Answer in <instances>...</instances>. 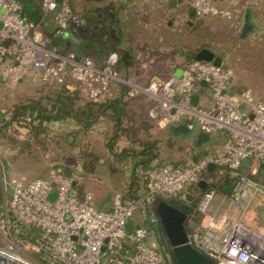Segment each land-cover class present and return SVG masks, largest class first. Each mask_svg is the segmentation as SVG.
<instances>
[{"label":"built area","instance_id":"2783aa9c","mask_svg":"<svg viewBox=\"0 0 264 264\" xmlns=\"http://www.w3.org/2000/svg\"><path fill=\"white\" fill-rule=\"evenodd\" d=\"M41 4L45 11L57 10L56 19L63 27H86V20L73 12L67 0H41ZM193 5L201 14L230 15L212 0H193ZM116 59L113 53L107 63L100 64L76 50L50 45L39 22L22 15L19 0H0L3 80L69 78L91 100L111 94L113 81H124L132 87L131 94L142 92L151 97L153 117L188 120L189 127L196 124L211 135L221 131L226 135L224 143L187 163L148 168L146 189L127 199L116 193L110 208L97 207L90 193L80 197L73 175L59 168L28 181L10 179L7 199L1 195L6 179L0 175V264H167L166 253L152 240L151 224L158 221L153 202L158 195L178 196L187 184L199 182L210 163L227 167L233 187L228 205L214 214L209 210L217 193L208 191L201 197L198 209L208 220L194 225L191 241L216 264H264V231L248 225L244 212L234 213L239 207L246 210L258 192L264 195V183L249 174L257 173L264 161V101L245 90L246 107L241 109L229 91L231 73L224 64L194 59L185 64L180 76L138 84L121 77ZM204 89L211 97L210 108L199 102ZM194 93L199 94L196 105L191 102ZM247 157L251 161L244 166ZM139 209L146 213L148 224L132 223Z\"/></svg>","mask_w":264,"mask_h":264},{"label":"rangeland","instance_id":"374dc122","mask_svg":"<svg viewBox=\"0 0 264 264\" xmlns=\"http://www.w3.org/2000/svg\"><path fill=\"white\" fill-rule=\"evenodd\" d=\"M39 2L40 8L42 9L41 0ZM67 2L73 12L81 16L70 5V1L67 0ZM56 14L57 11L54 16V21L59 29H66L73 26L69 24L63 27L56 19ZM261 24L260 33L240 40L242 48L233 51V53H229L228 59V67L233 72L238 71L242 75L253 77L258 83L261 82L262 75L257 73V70L262 68L261 65L264 62V20H261ZM84 28L77 29L82 31ZM159 31L161 32V29ZM43 33L45 34L44 30ZM137 44L138 47L136 46L135 53L139 57L138 60L141 64L136 63L133 68L138 71L129 74L122 73L118 68L116 69L121 77L128 81L147 84L151 81L149 78L153 77L152 73L154 72H152L153 70L150 67L156 59L155 55L157 54L155 53L158 52L156 51L157 44H154V46L146 42H137ZM161 45L164 46L165 44H158V47L160 48ZM151 46L155 49H150ZM147 55L150 59L146 58ZM241 55L242 57H240ZM148 79L150 81H147ZM156 79L157 77L152 80ZM60 81L52 80L50 84H45L27 78L17 83H9L0 77V175L6 179V181L3 180V197L7 199L10 195V186L6 182L11 177H17L21 181H28L37 176L48 175L55 165L57 168H63V170L65 168L72 169L73 177L77 182V190L83 195L90 193L95 200L100 198L104 199L98 204V207L102 208L105 205V198L111 202L116 193H125L126 190L124 189L126 188L127 182L130 181L129 173L132 167L131 162L126 157L118 155L120 149L125 147L124 142L128 141L126 135L122 134L119 136L112 150L109 148L110 136L113 133V121L109 115L104 116L89 129H83L80 124L70 119L45 122L43 126L37 125V127H34V125L39 123L38 121L35 124H31L32 121L25 116H20L13 119V121H9L15 104L22 100L40 98L43 102L48 103L52 92L46 90L45 86L51 88H53V85L60 86ZM122 82L126 84V82ZM117 83L115 82L110 86L112 92L116 91L118 87ZM131 88V86H128V106L126 109L133 119L127 125H131L132 123V125L139 127V125L143 126L144 123H148V136L159 139L158 149L160 154L158 156L160 159L176 162L181 161V158H186L185 160L188 162L192 157L191 152L194 153L195 151L189 135L181 132V126H174L176 122L172 118L165 120L163 125L152 120L149 116L152 99L148 94L142 92L131 94ZM79 96V103L86 102V99L80 91ZM110 113L111 111L109 110L108 114ZM43 127L45 129H39ZM185 128H187L186 124ZM144 130L145 128L142 131ZM209 149L196 150L205 152L214 150V147ZM89 153H94L96 156L95 162L91 166L86 164L89 161L88 159L91 158L89 157ZM246 170L248 171L250 168H246ZM258 177L264 180V176L259 174ZM138 194L136 192V195ZM261 196L262 194L258 192L246 210L239 207L234 211L238 216L244 212L243 219L245 222L248 225L254 226L257 230H263L264 228V221H262L258 213L259 207L260 209L264 208L263 205H260ZM227 198L228 195L217 192L214 200H220L222 207L225 208L228 205ZM199 213L201 215L202 213L204 214V212L199 210L197 213L198 217L201 216ZM141 214L142 209L137 210L133 220L134 218L140 217ZM157 233H152V240L161 249L163 248L168 259V264H174L170 247L158 242L160 240L159 236L162 239L164 238L163 234L158 233L157 235Z\"/></svg>","mask_w":264,"mask_h":264},{"label":"crops","instance_id":"0c3cea01","mask_svg":"<svg viewBox=\"0 0 264 264\" xmlns=\"http://www.w3.org/2000/svg\"><path fill=\"white\" fill-rule=\"evenodd\" d=\"M69 1L70 5L87 22L86 27L82 31L73 26L66 29H59L54 21L57 10L43 11L40 8L39 0H19L27 16L29 15L28 12L35 13L39 11L38 22L42 31L44 30L48 36L49 43L55 44L64 51L76 50L80 54L93 57L100 64L107 63L111 55L117 53L116 68L122 71V73L131 74L138 71L133 68L134 65L136 63L141 64L138 60L139 57L135 53L136 46L138 45L137 42L151 43L153 46L157 44L156 51L158 52L155 53L157 54L155 55L156 59L150 67L153 70L152 72H154L152 73L153 77L149 78L152 80L155 77L157 79H165L179 70L182 73L187 58L186 51H195L196 54L201 47H208L223 56V64L231 73L229 91L240 103L244 102L243 93L245 90H250L256 99L264 101V62L261 65L262 68L257 70V73L262 75L261 82L259 83L255 78L242 75L238 71L233 72L228 67L229 53H233V51L242 48L240 40L260 33L262 27L261 20H264V0H212L215 5L229 10V16L214 13H199L197 16H191L190 8L193 0H175V3L171 5L170 0ZM247 21L251 23L252 28L245 36H241V31ZM41 23H43V26ZM160 29L161 32L159 31ZM158 44L165 45H161L159 48ZM150 49L155 48L151 46ZM146 58L150 59L148 55ZM253 71L256 72L254 69ZM149 79L147 81H150ZM210 98L207 90L204 89L200 94L199 102L203 107L210 108L212 106ZM152 105L153 101L149 109L150 118L159 122L160 125H163L165 119L160 117L153 118L151 115ZM172 119L176 122L174 126H181V132L186 134L187 128H185V120ZM151 122L153 123V121ZM199 130L196 127L191 133H187L192 140V147L210 150L209 148L214 147L215 149L224 143L226 135L220 131L213 133L211 138L203 142L201 146H196L195 142ZM127 142H124V146L130 144L129 139ZM196 149L194 153L191 152L192 157L189 161L195 160V158H198L199 155L204 153ZM126 158L132 164L129 173L130 181L126 184L127 189H124L130 197L131 195H135V192L141 193L146 189V168L138 164L136 157L129 155ZM185 159L181 158V161L175 162L166 161L157 156L153 159L151 165L160 163L183 164L187 163ZM70 174L73 175L72 169H70ZM256 174L264 176L263 163L259 165V170ZM76 192L80 197L86 195L81 194L77 188ZM187 193L189 192H186V195L192 197L190 193ZM260 199V205L264 207L263 194ZM104 204L102 208H110L112 201L110 202L109 199H106ZM221 208L224 207H222L220 200L218 201L216 199L209 212L214 214L220 211ZM234 213L236 214V212ZM258 213L262 221H264V208L260 209L259 207ZM145 214L142 211L141 216L134 218L132 223L134 225L143 224L146 220ZM194 218L199 220L198 224H205L208 220V215L202 213L200 217L191 216L187 223L189 231L194 227L192 225ZM260 231H264V228Z\"/></svg>","mask_w":264,"mask_h":264},{"label":"trees","instance_id":"16d2710c","mask_svg":"<svg viewBox=\"0 0 264 264\" xmlns=\"http://www.w3.org/2000/svg\"><path fill=\"white\" fill-rule=\"evenodd\" d=\"M28 13H29L28 15L29 19H32L36 22L39 21V14H38L39 11L38 12L36 11L35 13L33 12L32 13L28 12ZM50 45H55V44L50 43ZM186 55L187 58L185 64L195 59V51L190 52L187 50ZM115 82H118L117 83L118 87L115 92H112L111 94H107L96 100L87 99L82 95L86 99V102L79 103L78 102L80 98L79 89L71 84V80L69 78L63 79L60 81L61 84L60 86L53 85V88L45 86L46 90L52 92L50 99H48L49 100L48 103L43 102L40 98L37 99L30 98L28 100H22L16 103L14 109L12 110V115L10 116L11 118L9 119V121L10 120L13 121V119L20 116H25L29 118L30 121H32L31 124H35V122L38 121L39 123L34 125V127H37V125L43 126L45 122L70 119L80 124V126L83 129H89L104 116L109 115V117L112 118L113 121V126H112L113 133L110 136L111 139L109 143L110 150H112V148L114 147L117 138L122 134H124L130 140L129 142L130 144L122 148L118 152V155H122L123 157L132 155L136 157L138 164L144 166L146 170L150 167L160 165L161 163L156 165L155 164L151 165L153 159L156 158L159 154V150H158L159 139L150 138V136H148L149 135L148 123H144L143 125L144 127L141 125H139V127H136L132 125V123L131 125H127L128 122L131 119H133V117H131V115L128 113L126 109L128 106V100H127L128 85L119 81H114L112 82V84ZM41 83L50 84V81L41 82ZM109 110L111 111L110 114H108ZM189 123L190 121L185 120L187 133H191L192 130L198 127L196 124L193 125L192 127H189L188 125ZM142 127L145 128L144 131H142L143 130ZM39 129L43 130L45 129V127ZM194 149L196 148L194 147ZM89 155H90L89 157L91 158L88 159L89 161H87L86 164H88V166H91L92 164H94L96 156L94 155V153H89ZM53 168H57V167L54 165ZM249 174L253 178L258 179L259 181L261 180L259 179L258 174L256 173H249ZM202 176L208 181V184L205 188H202L199 185V182L189 183L186 185L184 191L180 193L178 196L158 195L156 197L155 201L153 202V210L157 214L158 223L162 230H163V225L161 223L160 217L156 209V205L160 199H166L172 204L176 205L177 207L183 209L189 214V218H190L191 216L194 217L197 216V213L199 212L198 209L199 202L201 200V197L206 192L215 191L216 193L219 192L226 195L230 194L233 187V183L232 180L228 177L227 167L218 165L211 170L207 168L203 171ZM37 177H44V175ZM12 178L14 177H11L10 179ZM261 182L264 183V180L262 179ZM76 188H77V182H76ZM186 192H189L192 195V197L186 195ZM1 195L3 197V192ZM123 195L124 198L126 199L129 197L126 192ZM135 195H131L130 197ZM100 199L97 200L94 199V202L97 205V207L100 201L104 200V199L101 200ZM147 222L148 220L146 219L143 224H148ZM198 222L199 220H196L194 218L192 222L193 226ZM143 224H137V225H143ZM154 232L157 233L158 230L155 228ZM163 237H164L163 239L160 237V240L164 243H168L169 245V241L166 239L167 236L165 233ZM161 241L160 243L162 244ZM170 249L174 264H179L176 261L172 248Z\"/></svg>","mask_w":264,"mask_h":264},{"label":"water","instance_id":"95a60500","mask_svg":"<svg viewBox=\"0 0 264 264\" xmlns=\"http://www.w3.org/2000/svg\"><path fill=\"white\" fill-rule=\"evenodd\" d=\"M61 1V0H59ZM181 1V0H180ZM175 0H170V5L174 4ZM22 15L28 17L25 9H22ZM192 15H196V10L192 11ZM248 15V14H247ZM252 28L251 23L247 21L245 26L241 31V36H245L247 32ZM196 60H206L212 61L217 65L223 64V56L218 54L215 50L208 47H201L195 54ZM176 75H181V70L175 73ZM203 85H207L206 81L201 82ZM199 101V94L194 93L192 95V104L196 105ZM240 108L245 109L246 102L240 103ZM211 138V133L205 130H199L197 140L195 142L196 146H201L203 142ZM197 158H195L196 160ZM251 159L249 157L243 159L242 165L248 166ZM264 164V161H263ZM214 163L209 164V169H213ZM60 171H64L66 174H70V169L59 168ZM76 184V181L74 182ZM208 181L205 178L200 179L199 185L205 188ZM55 185V183H53ZM189 194V193H187ZM56 193L52 192L51 197L54 198ZM158 215L160 217L161 223L163 225L165 234L172 248L176 261L179 264H216V260L206 251H204L199 246L195 245L190 239V231L188 228L187 221L189 219V214L183 209L177 207L166 199H160L156 205ZM127 228H131V222H128Z\"/></svg>","mask_w":264,"mask_h":264},{"label":"flooded vegetation","instance_id":"af4514ba","mask_svg":"<svg viewBox=\"0 0 264 264\" xmlns=\"http://www.w3.org/2000/svg\"><path fill=\"white\" fill-rule=\"evenodd\" d=\"M191 10H190V15L191 16H193L192 15V11L193 10H196V15H194V16H197L198 14H199V12H198V10L194 7V5H193V3H192V6H191V8H190ZM157 224V225H156ZM155 225H156V227H155ZM151 226H152V228H153V232H154V230H155V228L158 230V233H162L163 235H164V233H165V231H164V233H163V230H164V228H163V230L160 228V226H159V223H158V221L156 222V223H153V224H151ZM159 238H160V236H159ZM167 239V238H166ZM168 240V239H167ZM160 241L161 240H159L158 242L160 243ZM162 242V241H161ZM162 243H164V242H162ZM161 244V243H160ZM166 246H168V247H170L171 248V246H169L168 245V243H164ZM161 248V247H160ZM163 250V249H162ZM164 251V250H163ZM166 263L168 264V259L166 258Z\"/></svg>","mask_w":264,"mask_h":264}]
</instances>
